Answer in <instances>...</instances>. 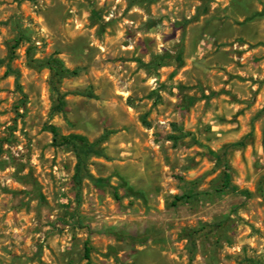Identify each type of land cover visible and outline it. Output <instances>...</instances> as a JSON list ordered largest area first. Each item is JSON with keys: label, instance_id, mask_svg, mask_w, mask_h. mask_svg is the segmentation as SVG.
Instances as JSON below:
<instances>
[{"label": "rangeland", "instance_id": "rangeland-1", "mask_svg": "<svg viewBox=\"0 0 264 264\" xmlns=\"http://www.w3.org/2000/svg\"><path fill=\"white\" fill-rule=\"evenodd\" d=\"M0 264H264V0H0Z\"/></svg>", "mask_w": 264, "mask_h": 264}, {"label": "trees", "instance_id": "trees-1", "mask_svg": "<svg viewBox=\"0 0 264 264\" xmlns=\"http://www.w3.org/2000/svg\"><path fill=\"white\" fill-rule=\"evenodd\" d=\"M62 99L61 97H59L58 99V104H57V109H61V105H62ZM50 131L52 132L53 134V139L54 141H56V135H57V132H56V129L53 125H51L49 127ZM103 138V137H102ZM63 142L65 143H69L71 144L73 150L75 151V155L77 157V166H76V171H75V183L77 186H79L80 184V179L78 178V172H79V167H80V163H81V154L84 153V152H88V151H91V152H94V153H98V151H96L95 149L92 148V145H88V146H85V147H82L81 145H77L72 139L70 138H64L63 139ZM86 251L88 254V247L86 248Z\"/></svg>", "mask_w": 264, "mask_h": 264}]
</instances>
